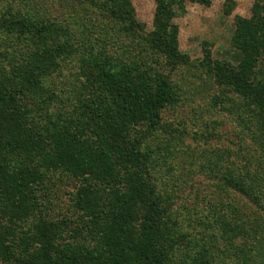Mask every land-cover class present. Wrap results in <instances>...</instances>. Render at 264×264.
<instances>
[{
	"label": "trees",
	"instance_id": "16d2710c",
	"mask_svg": "<svg viewBox=\"0 0 264 264\" xmlns=\"http://www.w3.org/2000/svg\"><path fill=\"white\" fill-rule=\"evenodd\" d=\"M70 1L118 24L112 34L132 37L138 62L101 54L111 33L101 55L80 60L62 26L1 22L0 43L11 36L19 56L3 58L0 46V264H264V0L234 18V61L204 49L198 62L241 108L244 130L202 168L221 199L201 221L207 236L184 247L169 239L167 191L152 177L146 141L177 101L169 72L191 64L172 21L187 2L211 0H154L148 33L132 0ZM59 205L66 211L55 214Z\"/></svg>",
	"mask_w": 264,
	"mask_h": 264
},
{
	"label": "rangeland",
	"instance_id": "374dc122",
	"mask_svg": "<svg viewBox=\"0 0 264 264\" xmlns=\"http://www.w3.org/2000/svg\"><path fill=\"white\" fill-rule=\"evenodd\" d=\"M229 1L231 3L211 0L209 6L187 2L183 11L172 21L177 26L178 48L189 56L191 64L169 72L172 93L177 101L163 110V126L146 141L150 156L154 159L152 177L165 189L162 192L167 191L163 196L167 200L169 213L164 225L170 234V241L183 247L185 240L192 245L195 238L207 236L208 231L201 221L211 219L210 206L221 199V194H218L213 183L208 180V173L202 168L209 164L212 150L230 148L229 140L244 130L243 125L235 121L241 108L226 101L212 76L198 64L204 58V49L210 50L213 60L234 61L231 47L234 18L249 17L254 0ZM227 6H230V12L225 15ZM132 7L135 19L143 26L142 33L152 31L154 0H132ZM12 16L36 20L40 24L49 22L62 26L72 34L67 44L74 48L72 51L76 59H87L99 52L100 39H106L111 33L110 44L101 54H123L130 62H138L132 37L127 33L128 36L125 33L121 36L112 34L113 30L119 29V25L98 10L85 11L80 5H72L70 0H0V24ZM81 28H86L90 32L88 35L100 31L96 45L94 39L78 35ZM82 39L88 50L80 48ZM12 42L9 36L0 43L5 53L3 58L10 57L9 52L11 58L19 56V53L12 52L16 51ZM90 48L93 50L90 51ZM161 72L168 74V68H163ZM227 99L232 100L231 97ZM223 101L225 104L221 105ZM207 130L217 134L220 139L207 136ZM173 179L178 182V187L173 184ZM64 209L66 211V207L59 205L54 212L57 214ZM179 251L185 253L183 248H179Z\"/></svg>",
	"mask_w": 264,
	"mask_h": 264
}]
</instances>
